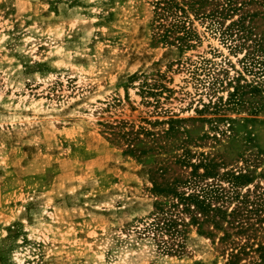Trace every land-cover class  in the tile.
Wrapping results in <instances>:
<instances>
[{
    "label": "rangeland",
    "instance_id": "1",
    "mask_svg": "<svg viewBox=\"0 0 264 264\" xmlns=\"http://www.w3.org/2000/svg\"><path fill=\"white\" fill-rule=\"evenodd\" d=\"M163 4L0 0V264H264V0ZM184 178L225 237L156 226Z\"/></svg>",
    "mask_w": 264,
    "mask_h": 264
},
{
    "label": "trees",
    "instance_id": "2",
    "mask_svg": "<svg viewBox=\"0 0 264 264\" xmlns=\"http://www.w3.org/2000/svg\"><path fill=\"white\" fill-rule=\"evenodd\" d=\"M158 4V3H157ZM212 5L209 8L207 13H210L211 16L217 17L223 14H228L229 11L235 10L234 4L235 0H164V4L162 6L158 5L157 9L165 10L170 13L182 12L183 14L187 13L188 10H193V12H199L205 5ZM201 13H205V11H200ZM187 34V32H186ZM166 37V35H164ZM185 36H178L175 38L179 41L184 40ZM196 168L197 164L188 163ZM192 173L194 172L191 171ZM210 173V171L206 170L203 175ZM226 173V172H225ZM234 178L242 177L243 174H231ZM175 182L170 181H160L153 183V188L155 187L158 190H154L156 197H160L158 201L155 202V209H157L156 216V226L158 227V223H162V228L165 230L170 237L177 236L183 229H178L176 227L177 221H180L182 225L185 227L187 225H196L197 232L199 234H212L211 231H203L200 225L204 223H211L215 228H222L223 235L221 238L225 237L227 234L225 229H223V225L219 223L220 218H224L226 216V209L224 205H220L219 203L213 202V200L218 198V193L211 196H207L202 191L190 190L185 191L184 189H178V185L186 184L189 181L184 179H173ZM219 187L220 191L223 190L222 186H215V190L218 191ZM182 212L189 213V219L186 221L183 217H179ZM217 216V217H216ZM161 227V226H160ZM242 227H240V230ZM261 248V246H260ZM240 249V248H239Z\"/></svg>",
    "mask_w": 264,
    "mask_h": 264
}]
</instances>
